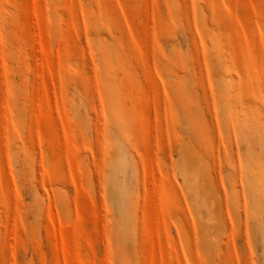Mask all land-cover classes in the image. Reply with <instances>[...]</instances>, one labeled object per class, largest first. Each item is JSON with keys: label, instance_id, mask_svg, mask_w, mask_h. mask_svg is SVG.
I'll return each instance as SVG.
<instances>
[{"label": "rangeland", "instance_id": "obj_1", "mask_svg": "<svg viewBox=\"0 0 264 264\" xmlns=\"http://www.w3.org/2000/svg\"><path fill=\"white\" fill-rule=\"evenodd\" d=\"M0 264H264V0H0Z\"/></svg>", "mask_w": 264, "mask_h": 264}, {"label": "bare ground", "instance_id": "obj_2", "mask_svg": "<svg viewBox=\"0 0 264 264\" xmlns=\"http://www.w3.org/2000/svg\"><path fill=\"white\" fill-rule=\"evenodd\" d=\"M190 180H191V182H192L193 179H190ZM187 181H188V180H187ZM191 187H192V186H191ZM191 187H190V188H191ZM185 190H186V189H185ZM188 191H189V190H188ZM198 191H199V190H198ZM188 193H189V192H188ZM192 193H193V192H192ZM195 193H196V192H195ZM199 193H200V192H199ZM199 195H200V194H199ZM192 196H194V195L192 194ZM203 253H204V252H203ZM211 253H212V252H211Z\"/></svg>", "mask_w": 264, "mask_h": 264}]
</instances>
